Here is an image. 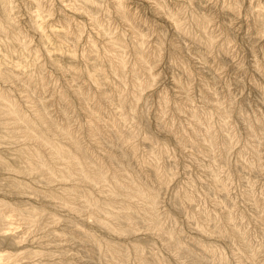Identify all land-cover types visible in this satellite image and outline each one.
Instances as JSON below:
<instances>
[{"label": "rangeland", "instance_id": "1", "mask_svg": "<svg viewBox=\"0 0 264 264\" xmlns=\"http://www.w3.org/2000/svg\"><path fill=\"white\" fill-rule=\"evenodd\" d=\"M0 4V91L28 122L0 114V264H264V0ZM35 128L106 180L63 178Z\"/></svg>", "mask_w": 264, "mask_h": 264}, {"label": "bare ground", "instance_id": "2", "mask_svg": "<svg viewBox=\"0 0 264 264\" xmlns=\"http://www.w3.org/2000/svg\"><path fill=\"white\" fill-rule=\"evenodd\" d=\"M87 1L92 2V0H87ZM1 9H2V7H1ZM8 9L9 8L6 5H3L2 11L4 12L5 18L7 20H10L11 18H10V14H9ZM35 17H39V15L37 14ZM140 59L144 60V57L141 56ZM8 62L9 61H8L6 56L2 58L3 64L6 65ZM4 75L6 77L12 76L10 72H5ZM0 114L8 115L15 125L22 124L25 126L26 123H28L27 119L22 116V114L19 111V109L17 108V106L12 101L9 100V98L6 94L2 93L1 91H0ZM37 117L39 120L38 124L40 125L39 128L40 127L52 128V129H56L62 135H66V136L68 135L69 129L66 128V126H60L51 117H49L47 115L46 109L42 103L39 104V106L37 108ZM38 129H36L32 132H29L28 136L35 141L38 140L40 145L48 147L51 150L50 151L51 158H53L54 160L62 159V160L67 161V168H66V170H64L62 172V175H61L63 178H73L74 177L73 173H75L77 171V172H79V175H80V176L79 175L78 176L82 180H85L88 182H92L94 180L93 174L96 175V177H97L96 180L98 179V177H99V181H101V182L106 180V176H105L104 172H100L101 169L96 167V166H94L92 168L90 173L85 171L84 166H85V164H89L90 153L85 148H83V146L81 145V143L78 140L73 141V147H74V152H73L71 150H68L67 148L55 145L48 138L44 137V135H43L44 130H42V132H41ZM22 155L29 156L30 158L33 159V164H32L33 168H35V169H37L43 173L48 174L50 177H56L57 176V173L53 169V167L44 163L39 151L28 150L27 152H22ZM0 161L2 162L1 157H0ZM131 181H133V180H131ZM123 186L124 185H122V187ZM123 190H125L124 191L125 195L128 198H132L134 196H142L143 198L146 199V207L150 211L151 220L155 224V226H157L156 224H158V221H159L158 215L156 213L157 195L155 193H151L152 191L150 193L143 191L136 182H132L131 187H127V188L125 187V189H123ZM70 191L71 192L73 191L72 193L70 192V194H72V195H76V193H77L76 190L74 191L73 189ZM86 207L95 209V210L100 211V212L107 211V209L103 205L99 204L98 202L87 201ZM131 212L132 211H130V209L128 208L124 215H115L114 214L113 216L117 217V220L123 219L125 221H131L133 219ZM160 227H157V228H160ZM111 247H110V249H111ZM139 252H140V258L143 259L144 257L142 255V251L139 250ZM114 254L116 256V255L120 254V251L115 250ZM3 257H4V255L0 254V259H2ZM108 264H112V263L110 262Z\"/></svg>", "mask_w": 264, "mask_h": 264}]
</instances>
